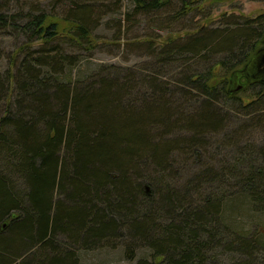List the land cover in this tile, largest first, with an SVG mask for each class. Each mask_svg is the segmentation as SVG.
<instances>
[{
  "label": "trees",
  "instance_id": "trees-1",
  "mask_svg": "<svg viewBox=\"0 0 264 264\" xmlns=\"http://www.w3.org/2000/svg\"><path fill=\"white\" fill-rule=\"evenodd\" d=\"M8 1L0 0V30L24 42L11 55L22 59L0 75V264H78L77 250L113 247L122 228L132 240H148L144 243L155 259L138 264H206L212 240L226 236L250 255L256 237L233 235L220 222L226 213L264 212V166L245 172L222 168L236 191L205 197L203 205L185 210L188 193L166 189L154 199L150 185L162 178L146 177L145 183L138 164L147 159L157 169L164 167L177 142L153 133L180 124L192 133L191 142L181 146L193 148L221 122L215 105L221 98L238 112L243 92L257 88L249 110L264 111V76L251 78L248 69L262 46L264 14L221 29L199 28L183 42L164 40L155 54L163 65L183 54L192 60L223 56L203 73L183 74L174 92L196 91L205 98L197 113L185 114L155 88L160 101L144 98L137 105L141 98L132 96L140 85L136 79L112 77L105 69L96 76L74 74L79 56L70 50L91 45L92 27L103 11L95 0H65L68 16L63 17L44 10L19 16L9 13ZM129 1L134 12L144 15L165 6L162 0ZM206 1L216 0H179L173 21ZM34 46L38 50L31 52ZM238 85V92L229 93ZM239 194L242 211H235L228 205Z\"/></svg>",
  "mask_w": 264,
  "mask_h": 264
},
{
  "label": "rangeland",
  "instance_id": "rangeland-1",
  "mask_svg": "<svg viewBox=\"0 0 264 264\" xmlns=\"http://www.w3.org/2000/svg\"><path fill=\"white\" fill-rule=\"evenodd\" d=\"M162 1L165 6L160 12L144 15L134 12L129 0H95L97 6H103V11L99 14L97 24L92 27L91 45L88 48L70 50L79 56L74 74L77 73L79 77L96 76V73H102V69L109 70L112 77H130L139 82L140 85L132 94L133 97L141 98L137 105L144 98L151 101L150 103L160 101L156 100L159 97L154 93L155 88L166 93V98L171 99L176 104L175 107H179V111L185 114L197 113L200 103L205 99L204 96L184 87L183 90H189L182 92L186 96L179 90L177 91L180 93H175L176 88L180 87L178 82L183 74L205 72L223 56L211 54L205 55L202 60H192L189 54H183L176 56L179 58L177 61L172 59L163 65L158 62L155 54H159L161 44L166 39L175 43L183 42L189 34L197 33L199 28L221 29L228 22H239L241 18H255L264 14V0L206 1L199 3L198 8L191 9L177 21L173 20L174 14L181 6L179 0ZM67 5L69 4L65 0H9L7 3L9 13L19 16L27 14L30 10H44L57 17L68 16ZM22 42L24 41L20 35L10 30H0V75L9 69L11 64L16 65L22 59V55L14 59L11 57ZM32 49L31 52L38 50L37 46ZM151 83L155 84V87H152ZM243 93L245 94L242 95L238 112L225 103L224 98L215 104L219 109L221 122L214 130L205 131L200 139L195 141L193 148L181 146V143L191 142L188 138L192 133L184 129L185 127L180 129L179 127H183L180 123L178 128L161 131L163 133H157L158 135L153 133L157 136L156 139L177 142L169 151L164 167L157 169L156 165L147 159L138 164V170L142 174L140 180L149 182L147 178L152 181L162 178L161 183L150 185L149 192H154V199L158 200L157 194L166 192V189L178 194L188 193L190 205L184 209L190 210L192 207L203 205L205 197L220 198L223 194L229 195L236 191V188L232 187L230 174L228 171L224 174L222 168L233 167L245 172L249 171L250 167L256 169L264 166V111L249 110L253 106V95H256L257 88ZM146 100H142L140 104ZM3 106L4 101H0V115ZM204 174L211 182L203 177ZM237 180H234L235 187ZM18 186L22 187V184ZM237 197L229 202L228 206L232 210L236 211L237 208L242 211V194ZM256 209L261 210L262 207L257 206ZM223 218L220 222L221 228L225 226L224 228L229 229L233 235L240 234L239 236L244 238L253 235L257 243L251 249L250 255H246L238 250L233 237L216 238L210 243L214 247L209 246L205 251L208 257L206 264H264V212L256 215L254 211L249 210L246 214L238 212L232 216L226 213ZM148 233L153 234L151 229ZM119 234L113 247L77 250L78 264H138L139 261L148 262L155 259L150 247L144 243L148 241L147 238L144 241L138 238L132 240L128 230L124 228L120 229Z\"/></svg>",
  "mask_w": 264,
  "mask_h": 264
},
{
  "label": "water",
  "instance_id": "water-1",
  "mask_svg": "<svg viewBox=\"0 0 264 264\" xmlns=\"http://www.w3.org/2000/svg\"><path fill=\"white\" fill-rule=\"evenodd\" d=\"M262 43V46L261 48H259L255 53H254V56H253V61L252 63L250 64L249 66V70L251 73V78H259L260 76H264V38L262 39L261 41ZM262 67V68H261ZM248 70V71H249ZM248 73V74H249ZM241 89V86L238 85L236 88L234 89H231L229 87V93H236L238 92L239 90ZM146 189L148 190V187L146 185Z\"/></svg>",
  "mask_w": 264,
  "mask_h": 264
}]
</instances>
